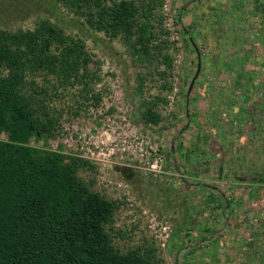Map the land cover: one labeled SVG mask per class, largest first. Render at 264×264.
<instances>
[{
  "label": "rangeland",
  "instance_id": "1",
  "mask_svg": "<svg viewBox=\"0 0 264 264\" xmlns=\"http://www.w3.org/2000/svg\"><path fill=\"white\" fill-rule=\"evenodd\" d=\"M159 12L171 65L154 70L57 0H0V29L49 18L99 61L101 100L51 88L47 137L30 142L87 161L77 174L114 203L106 230L119 251L165 264H261L264 0H164ZM155 95L165 98L160 121L146 125L138 105Z\"/></svg>",
  "mask_w": 264,
  "mask_h": 264
},
{
  "label": "trees",
  "instance_id": "2",
  "mask_svg": "<svg viewBox=\"0 0 264 264\" xmlns=\"http://www.w3.org/2000/svg\"><path fill=\"white\" fill-rule=\"evenodd\" d=\"M57 1L90 28L119 36L134 63L171 65L168 41L158 40L168 33L159 12L164 0ZM98 64L82 38L49 18L0 29V264H165L114 247L106 230L114 203L79 178L85 159L30 142L47 137L51 88L77 87L81 104L101 100ZM157 73L165 78L150 71ZM158 101L165 98H141L144 124L159 123ZM260 247L264 264V242Z\"/></svg>",
  "mask_w": 264,
  "mask_h": 264
}]
</instances>
